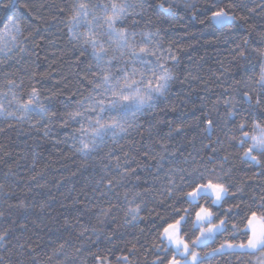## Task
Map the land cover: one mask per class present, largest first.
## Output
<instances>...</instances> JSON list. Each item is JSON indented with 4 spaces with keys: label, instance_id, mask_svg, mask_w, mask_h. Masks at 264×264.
I'll list each match as a JSON object with an SVG mask.
<instances>
[{
    "label": "trees",
    "instance_id": "obj_1",
    "mask_svg": "<svg viewBox=\"0 0 264 264\" xmlns=\"http://www.w3.org/2000/svg\"><path fill=\"white\" fill-rule=\"evenodd\" d=\"M160 2L147 0L144 15L129 17L127 23L131 25L133 19L138 20L137 31L161 30L164 47L171 43L173 50L179 51L180 63L174 67L178 79L173 83L167 100L162 99L151 113L139 117V130H133L119 144L109 141L99 153L85 158L75 151L70 136L79 125L61 127L63 113L75 106L66 97L73 92L86 94L87 79L84 78L91 76L88 70L90 55H82L81 49L68 37L64 25L54 19L60 16L61 8L67 10L72 0H20V4H28L31 9L30 15L21 9L28 16L24 22V35L36 31L34 40L22 45L24 52L20 51V46H13L10 52H0V92H7V81L15 80L18 84L23 83L17 95L27 99V91L35 86L40 89L41 99L50 111L58 115L51 122L36 114L23 121L0 115V185H3L0 188V212L4 213L0 217V231L12 229L8 239L0 242L3 264H96L95 255L106 256L111 264H117V258L127 254L133 244L136 249L131 256L132 264H152L157 255L162 256L154 244L159 243L158 228L171 216L170 205L174 204L177 196L169 195L164 170L158 172L155 161L143 157L141 152L150 146L159 151L155 142L170 131L168 121L172 122V128L177 125L183 127L180 133H173L170 138V151L176 148L184 155L191 153L197 160L210 155H215L217 160L228 156L224 168L231 169V174L225 177V181L230 183L231 191L224 202L213 206L217 218L224 216L230 205L241 204L246 209L254 198L258 202L264 196V175L259 174L261 169L241 159L243 149L234 142L230 143V133L226 134V129L219 125L227 111L223 100L231 96L239 98L244 91L255 88L249 77L254 80L258 76L260 64L264 61L260 55L264 50V36L261 35L264 34V0H214L220 6L236 4L235 9L228 10L237 17H247L246 21L238 19L232 28L221 29L200 23L209 0H187L195 8H184V0H164L165 6L168 3L179 5L171 13L159 9ZM11 14L5 15V10L0 8V30ZM245 37L249 40L247 46L242 44ZM5 39L10 40L11 37ZM238 44L245 48L243 58L237 55ZM235 81L241 83L236 84ZM218 97V112L211 113L218 126L209 137L200 131L205 126L203 116ZM9 100L11 93L3 103L12 110L15 104L9 106ZM248 111L251 109L243 105L241 115ZM238 120L239 117L235 122ZM149 124L155 125L151 129V137ZM46 125L51 128L47 136L44 134ZM213 148L217 149L215 153ZM109 151L121 160L124 159L123 153L128 152L147 165L137 169L139 180L130 177L125 185L143 193L140 217L131 223L124 222L122 209L115 212V220L97 221V209L93 207L96 203L94 180L101 175V163H108L106 154ZM182 160L183 156L175 158L176 163ZM130 166L135 168L136 163L132 162ZM165 167H168L167 163ZM114 174L115 170L109 173V178ZM33 176L34 180L31 179ZM119 191L123 193L124 188ZM21 200L26 208H9ZM193 217L189 218L186 230L191 229ZM231 223L232 219L228 223L229 231ZM81 225L88 227L84 236L79 235ZM189 234L194 238L199 232L195 230ZM108 236L112 237L111 241L105 238ZM227 238L228 233L225 232L197 250L203 255ZM61 243H65L64 250L54 254ZM19 244L25 245L23 250ZM76 248H81V252L77 253ZM255 260V256L217 254L206 257L204 264H255Z\"/></svg>",
    "mask_w": 264,
    "mask_h": 264
},
{
    "label": "snow or ice",
    "instance_id": "obj_2",
    "mask_svg": "<svg viewBox=\"0 0 264 264\" xmlns=\"http://www.w3.org/2000/svg\"><path fill=\"white\" fill-rule=\"evenodd\" d=\"M146 3L147 0H72L67 10L61 8L60 16L54 18L64 25L68 37L81 49V54L88 53L91 57L88 65L91 76L84 78L87 79L86 94L73 92L71 96L66 97V100L75 106L63 113L61 123L63 128L73 124L79 125L73 129L70 136L74 141L75 151L85 158L99 153L109 141L119 144V141L133 130H139V117L151 113L162 99L167 100L173 83L178 79L174 67L180 63L179 51H174L171 43L167 48L164 47L161 30L157 28L154 31H137L138 20L133 19L131 25L127 23L129 17L144 15ZM177 6L179 5L173 3L165 6L164 0L158 4L159 9L165 13L173 12ZM182 6L195 8L187 3V0H184ZM236 7L234 3L220 6L214 0H209L203 10L204 19L200 20V23L214 29L232 28L238 19L247 20L246 16L237 17L228 10ZM0 8L5 10V15L12 13L7 16V22L0 30V52H10L13 46H20V51L24 52L22 45L34 40L36 31H29L28 35H24V22L28 20L25 11L30 15V6L20 4V0H0ZM8 36L11 37L10 40L5 39ZM248 43L249 40L245 37L242 44L247 46ZM236 47L237 55L245 57V48L239 44ZM260 55L264 57V50L260 51ZM249 80L254 83L255 88L244 91L239 98L231 96L223 100L227 111L222 115L219 125L226 129V134L230 133L229 142H234L238 148L243 149L241 159L259 167V174L264 175V61L260 64L258 76L254 80L249 77ZM235 83L240 84L241 81ZM22 87V82L18 84L15 80L7 81L8 91L0 92V115L20 121L30 119L32 114L49 122L57 118L58 114L51 112L47 103L41 99L39 88L30 87L26 94L27 99H23L17 95V90ZM227 91L228 89H225V92ZM9 93V106L15 104L12 110L3 103ZM77 96L79 98L75 99ZM219 99L218 97L204 113L205 126L201 128V134H208L210 137L216 130L218 121L212 118L211 113L218 112ZM243 105H247L251 111L241 115ZM238 117V122H235ZM36 123L39 124V121ZM171 123L168 121L170 131L166 136H161L155 142L159 145V151L150 146L148 150L141 152L143 157L155 161L158 172L164 170L169 195L177 196L174 204L170 205L171 216L163 220L158 228L159 243L154 244L163 255H157L152 264H204L206 257L217 254L255 256V264H264V196H261L258 202L254 198L253 203L246 209L241 204L230 205L225 215L217 218L213 206L224 202L231 191L230 183L225 181V177L231 174V169L224 168L228 156L217 160L215 155H210L206 159L197 160L191 153L184 155L176 148L170 151V138L173 133L183 130L181 125L172 128ZM154 127V124H149L150 137ZM45 128L44 134L47 136L51 128L48 125ZM141 135L143 136V133ZM212 151L215 153L217 149L213 148ZM106 155L108 163H101V175L94 180L96 203L93 207L97 209V221L105 223L109 218L115 220V212L122 209L124 222L131 223L140 217L143 193L133 191L125 185L130 177L139 180L137 169L147 165H143L140 159L130 156L128 152L123 153V160L112 151ZM178 155L183 156L180 163L175 162ZM132 162L136 163L135 168L130 166ZM182 164L189 166L183 167ZM113 170L115 174L109 178V173ZM156 178L158 177H154ZM31 179L34 180L35 176ZM0 188H3V185H0ZM120 188H124L123 193L119 191ZM138 200L141 202L138 203ZM26 207L23 200L16 205H9V208ZM2 216L4 213L0 212V217ZM190 217H193L190 220L191 229L186 230ZM230 219L232 223L229 231ZM195 230H198L199 234L194 238L190 237V231ZM11 231V228L0 231V242L6 241ZM87 231L88 227L81 225L79 235L84 236ZM95 231L93 228V232ZM225 232L228 233V238L218 247L203 255L197 250L201 245L207 246L209 241L214 242L218 235ZM105 238L109 241L112 239L111 236ZM18 247L23 250L25 245L19 244ZM64 248L65 243H61L54 250V254L62 252ZM135 249L136 245L133 244L127 254L117 258V264H132L131 256ZM81 250L76 248L77 253ZM31 251L29 246V252ZM94 258L96 264H111L106 256L95 255ZM0 264H3L2 258Z\"/></svg>",
    "mask_w": 264,
    "mask_h": 264
},
{
    "label": "water",
    "instance_id": "obj_3",
    "mask_svg": "<svg viewBox=\"0 0 264 264\" xmlns=\"http://www.w3.org/2000/svg\"><path fill=\"white\" fill-rule=\"evenodd\" d=\"M221 28H225V27H218L217 29H221Z\"/></svg>",
    "mask_w": 264,
    "mask_h": 264
},
{
    "label": "rangeland",
    "instance_id": "obj_4",
    "mask_svg": "<svg viewBox=\"0 0 264 264\" xmlns=\"http://www.w3.org/2000/svg\"><path fill=\"white\" fill-rule=\"evenodd\" d=\"M210 242V241H209Z\"/></svg>",
    "mask_w": 264,
    "mask_h": 264
}]
</instances>
